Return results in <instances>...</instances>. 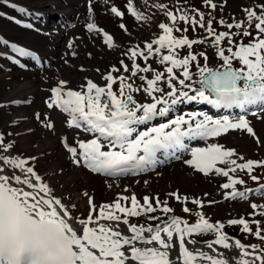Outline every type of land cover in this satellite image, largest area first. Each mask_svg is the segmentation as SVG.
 <instances>
[{"label": "snow or ice", "instance_id": "snow-or-ice-1", "mask_svg": "<svg viewBox=\"0 0 264 264\" xmlns=\"http://www.w3.org/2000/svg\"><path fill=\"white\" fill-rule=\"evenodd\" d=\"M104 2L108 4L110 0ZM204 3L213 10L218 7L214 0H204ZM221 3H226V0H221ZM155 6L167 9L165 4ZM93 11L90 0L88 12ZM109 11L121 20L125 16V11L115 5ZM126 11L136 20L148 19L133 7L132 0H126ZM177 11L179 15L166 10L170 23L159 24L164 34L157 40L146 43L144 48L137 45L128 50L131 54L129 58L134 61L132 69L121 61L123 71L130 72V77H137L138 73L155 72L152 78L138 76L141 82H146V86L142 83L141 86L134 87L133 83L127 82L130 77L113 76L109 72L104 76V86L88 80L86 85L81 86L84 90H64L67 81L62 80L57 87L52 88L51 91L57 99L49 102L48 107H59L69 115L70 127L84 128L92 135L87 141L77 142L80 151L77 147L68 145L65 138L67 151L72 154L74 163L78 166L83 164L91 171L106 176L139 173L163 163L158 158L160 153L178 152L188 148L186 141L219 137L229 130H245L256 137L259 143V137L243 115L236 119L228 115L216 118L206 112L191 111L175 115L159 124L152 123L157 118L168 117L177 105L186 102H206L218 109L235 107L241 110L258 105L264 110V2L256 8H243L246 20L234 19L232 23H226L221 18L218 21L229 30H243L245 25L248 29L254 27L255 36L249 30L217 33L213 28V20L216 18L211 13L205 25V14L199 9L192 10L199 15V19L196 15L190 16L183 9ZM177 20L190 24L193 31L197 26L205 29L207 37L177 38L173 35L174 31L188 30L177 27ZM86 27L90 32H102L105 43L109 47L114 46L113 36L104 32L95 22L87 23ZM120 27L127 31L125 24L121 23ZM237 35L252 39L247 43L243 40L234 43L233 37ZM205 39H210L212 46L218 49L216 55L222 60L219 68L208 66L211 57L207 52H189L183 58L177 57V48L183 49L187 46L191 49L194 45L204 43ZM226 39L230 46L225 50L221 45ZM154 44L158 47L154 48ZM11 47L21 56L37 58L26 48L15 44ZM165 49L168 54H162ZM226 51L231 55H226ZM158 54L160 63L166 65L160 71L147 64L150 56ZM137 57L142 58L144 66L135 63ZM201 59L205 61L203 66L200 65ZM234 61L241 66L235 67ZM193 66L197 72L192 71ZM175 69H180V73L177 74ZM112 71L118 73L120 69L113 68ZM197 75L198 79H194ZM117 81L119 87L114 91L113 85ZM140 91L151 97V102L137 101L134 94ZM36 118H41L39 113ZM45 127L53 128L54 125L46 123ZM13 150L14 144L7 142L4 134L0 133V152L6 153L0 154V264H264V229L259 228L260 221L253 220L257 225L255 231L244 218H233L227 222L230 226H242L243 232L261 241L260 245H246L224 232L223 222L212 223L203 213L199 214V220L195 224H189L176 215L169 216L174 209L159 197L145 196L143 204L135 195L121 197L110 204L100 205L99 213L94 218L93 213L97 206L87 192L83 195L88 198L89 215L80 218L73 214L76 205L69 206L62 198L55 196L54 189L38 174L31 163L36 157L13 156ZM235 155L234 149L211 143L205 147L191 148L192 158L186 163L205 175L215 172L229 177L230 182L221 185L225 190L231 189L225 193L228 198L247 200L248 195L254 191L264 194V185L258 190H237L236 185L244 184L245 181L229 175L237 168L252 173L254 168L264 167V161L247 160L237 163V159L232 158ZM239 159L243 160V157ZM218 164L231 167L225 169L218 167ZM251 179L259 182L260 177L252 175ZM169 195L177 200L188 199L178 193ZM121 200L124 201L123 204ZM193 203L203 206L199 200H194ZM156 207H160L167 219L148 216L149 220H158L159 223H130L129 217L138 218L153 213ZM251 207L254 210L251 216H264V211H256L264 208V205L252 203ZM182 210L186 213L191 211L188 207H183ZM103 221L112 223L106 224ZM121 223L127 226L130 234L119 230ZM196 235H212L214 238L205 243L216 255L200 249L191 250L188 244H196L197 240L187 238ZM174 238L178 240V254L172 259L170 250L176 247ZM219 249L233 251L234 262Z\"/></svg>", "mask_w": 264, "mask_h": 264}, {"label": "bare ground", "instance_id": "bare-ground-1", "mask_svg": "<svg viewBox=\"0 0 264 264\" xmlns=\"http://www.w3.org/2000/svg\"><path fill=\"white\" fill-rule=\"evenodd\" d=\"M81 1L82 0H0V20L4 21L7 25H0V61L4 62V64L0 65V133L4 134L7 142L14 144V150L12 151L13 156L22 155L23 157H36V160L31 163L38 174H40L54 189L55 196L62 198L69 206L75 205L77 200L89 205L87 204L88 198L83 195L84 192L78 194L79 191H77L76 187L74 190L71 189L66 192V189H62L63 193L62 191L59 192L60 190L58 191L56 188L58 180L51 178L49 174L51 172H47L43 168L45 166L44 164L48 163V160H53V158L57 159L55 152L58 148V144L50 138L43 137L40 134L41 129L48 121H44L43 119L41 121V118L38 120L34 111L44 109L42 106L44 104L46 105L47 96L53 99L54 102L56 101L57 97L51 90L57 87L62 80L67 81L64 90H84L81 86L86 85L88 80H92L94 83L104 86V76L109 72H111L113 76L123 75L125 77H130L127 72L123 71L121 61L127 65L131 64L128 65V67L132 69L134 61L129 58L131 54L128 50L130 48H135L137 45L144 48L146 43L152 42L151 40H136L138 37L134 36L135 33L137 34L135 27L138 25L135 23L136 19L130 12L126 11V0H110L109 3L111 6L115 5L122 11H125V16L122 20L117 18L110 11H105L103 8L105 5L104 0H91L94 9L92 13L88 12L90 1L82 2V5ZM132 2L133 7L138 11L141 12V10H143L144 5H142L141 2L138 0H132ZM12 5H15V7ZM22 9L25 11H22ZM47 18H55L58 23L52 27L49 25V22L43 26L37 24L41 19ZM89 22H95L104 32L113 36V41L119 40V42L122 43L120 49L118 48V50H115L117 53L114 54L113 48V50L109 51L103 47L105 37L102 32L88 31L86 25ZM121 23L126 25L127 31H124L120 27ZM28 25L32 27H28ZM63 25H66V28L72 26V30L67 31ZM81 27L82 29H80ZM24 32H28L29 35L26 36ZM93 33H95V35ZM5 41L7 43H5ZM13 44L26 48L34 54L38 53L37 58L43 61V66L46 65L48 68L52 69L50 72H47L48 78L43 77L44 75L42 76V72H40L38 66L30 63V56H21L14 52L11 47ZM127 45H130V47ZM7 52H9V54ZM11 53L19 56V63L11 58ZM74 58H77V60ZM150 59L154 60L153 57ZM150 59L147 63L151 66L152 62ZM108 62L111 63L109 65H104ZM135 63H140L141 66H144V62L140 57L136 58ZM73 66L77 67L76 70L78 72H88V74L85 75L86 77H82V75L79 76L77 72L71 73V70L66 68ZM113 68L120 69V72L117 73L112 71ZM48 83H50L52 87L49 88ZM117 83H119V81H117ZM46 90L48 91L44 100L41 96L44 95L43 92ZM190 104L200 109H207L209 112H204L214 117L218 116L222 110L206 102H186L177 105L168 117L157 118V124L165 122L167 118L170 119L174 115H178L180 112L178 109ZM259 108L261 107L258 105L248 107L250 110ZM232 109L239 108L234 107ZM226 110L230 111L231 109ZM199 111L203 112L202 110ZM9 112L18 113L21 116L19 117L18 115V117L15 118V116L12 115L13 117H9ZM40 113L42 112H39V114ZM263 115L264 113L258 112L255 117ZM65 117L70 119L67 113ZM54 120L52 121L55 123ZM153 123H155V121ZM80 130L81 132L75 131L81 134V139L77 140L78 138H76V136L73 137L70 134H64L61 136L59 147L64 151L65 138L69 145H76L78 141H87L92 138V135L85 131L84 128H80ZM192 142L193 141H186L188 148L183 149V154H186L188 151L191 152L189 143L191 144ZM0 154L6 153L0 152ZM189 157L186 158L183 163L188 164L186 161L192 158L191 155ZM70 161L72 162L73 168L77 171L69 170V165L67 166L66 164L68 162L63 159H58L54 164V168L50 171H52V173H54L55 170L64 172L66 175H62V179L65 180V185L75 184L79 181V186L91 197H95V193L97 195V192H95L97 189H104V187H102L103 182H96L97 178L95 179V177H99L101 180H106V178H104L105 176H103L104 174L90 171L84 167L83 164L78 166L74 163V157L70 159ZM157 166H159V164L155 167ZM155 167H150L148 170L141 172L146 174ZM99 183L102 185L98 186ZM69 195H73L75 202H69ZM94 197L93 201L95 199ZM73 214H76L75 209L73 210ZM189 238L192 239V237ZM174 240L176 239L174 238ZM196 244L201 246L205 244V242L197 240Z\"/></svg>", "mask_w": 264, "mask_h": 264}, {"label": "rangeland", "instance_id": "rangeland-1", "mask_svg": "<svg viewBox=\"0 0 264 264\" xmlns=\"http://www.w3.org/2000/svg\"><path fill=\"white\" fill-rule=\"evenodd\" d=\"M138 1L141 2L142 5H144V7L142 6L143 10H141V13L147 16L148 19L142 21L135 20V23L138 26L135 27L137 34L135 33L134 36L138 37V39L136 40L139 39L142 41L151 40L152 42L157 40L161 35L164 34L163 30L159 28V24L170 23V21L166 17V10H171L173 12H176L177 15H179L180 13L177 11L178 9H183L184 11L188 12L190 16L196 15L197 19H199V15L193 12L192 10L199 9L201 12L205 14V25H207V21L208 19H210L209 13H211V16L216 18L213 20V28L216 30L217 33L222 31H231L233 33H239L243 30H249L252 31L253 36H255L256 30L254 29V27L248 29L247 25H245V29L243 30L235 29V28L229 30L225 26L220 25L218 21L221 18H223L226 23H232L234 19L246 20V14L244 13L243 8L245 7L256 8L258 4L264 2V0H226V3H221V0H214V2L217 3L218 7L216 10H213L211 9L210 6L205 5L204 0H138ZM159 4L167 5V9H162L155 6ZM110 7L111 5L109 3L103 6L105 11H109ZM54 20L55 19H53L52 24H57V22ZM3 22L4 21L0 20V25L2 24L6 25V23ZM176 26L179 27L180 29H184V28L188 29L187 32L174 31L173 35L176 36L177 38L182 36H187L189 39H198V38L203 39L207 37V33L205 29H201L198 26L196 27L195 31H193V28L190 24H185L183 21H179V20H177ZM80 29H82V27ZM24 33L26 36L29 35L28 32H24ZM93 34L95 35V33ZM251 39L252 37H242L237 35L233 37V42L237 43L243 40L244 43H247ZM113 43L114 46L112 47H109L105 43L103 44V47L109 51L114 49L113 51L115 54L117 53L115 52V50H118V48L120 49L122 43L119 42V40L113 41ZM130 45L127 46L130 47ZM221 46L224 47L226 50L230 46L229 41L226 39L225 41L222 42ZM156 47H158V45L154 44V48ZM234 50L236 49L234 48ZM217 51L218 49L212 46V41L210 39H205L204 43L194 45L191 49H189L187 46H185L183 49L177 48L176 54L178 58H183V56H185L189 52H193V53L207 52L209 57H211V60L208 62V66L216 69L219 68L220 65L222 64V60L219 58L218 55H216ZM162 54H168L167 50L166 49L162 50ZM226 55H231V54L226 51ZM150 58L151 57H149V59ZM153 58L154 60L150 59L152 62L151 63L152 69L160 71L166 68V65L160 63L159 54L154 55ZM75 60H77V58ZM30 61H32V63L35 64L34 59ZM110 63L111 62H108L104 65H109ZM204 63L205 61L201 59L200 65L203 66ZM2 64H4L3 61H0V65ZM234 66L240 67L241 65L238 62L234 61ZM66 68L71 70V73L77 72L78 75L79 76L82 75V77H86L85 75L88 74V72L86 71L78 72L76 70L77 67L75 66L66 67ZM129 69H131V67ZM50 70L52 69L45 66L40 69V72H42V76L44 75L43 77L48 78L47 72L48 71L50 72ZM175 71L177 72V74H179L181 70L175 69ZM192 71L197 72L196 67L193 66ZM127 73L128 76H130V72ZM139 75H145L148 78H152L154 77L155 72L138 73V76ZM138 76L131 77V80L129 79L127 82L133 83L134 87L141 86L142 83L143 86H146V82H141L138 79ZM194 79H198V75L194 77ZM103 84L105 85L106 81H104ZM48 87L50 88L52 87V85L48 83ZM118 87H119V83H116L115 85H113V90L114 91L118 90ZM167 90L168 89L165 86V91ZM47 91L48 90L44 91L43 92L44 95L41 96V98H43L44 100ZM134 96L135 99L141 103L151 102V97H149L143 91L135 93ZM46 98H47L46 105L44 104L42 106L44 107V109L34 111V114L36 115L37 113L42 112L40 113L41 121L43 119L44 121L47 120L48 123H53L54 125L53 128H47L44 126L41 129L40 134L43 137L50 138L52 141H55L58 144V148L56 149L55 152V155H57V159L53 158V160H48L47 162L49 164L44 162L46 164H44L45 166L43 168L47 172H51L49 173L51 178L58 180L56 188L58 191L60 190L59 192L62 191L63 193V190L65 189L66 192L70 191L71 189L74 190V188L76 187L77 191H79L78 194H82L83 192H85V190H83L81 186H79V181L75 184L65 185V180L62 179V177L66 175L64 172L60 170H55L54 173H52V171H50L52 168H54V164L55 162L58 161V159H63L66 162H68L66 164L67 166L69 165L68 166L69 170L77 171L75 168H73L71 164L72 162L68 158V155L64 153L62 148L59 147V143L62 134H70L73 137L76 136V138H78L77 140L81 139V134H78L77 131L71 130L69 128V124L67 121L68 118L65 117V115L63 116L61 113H58L61 111L60 109H57L56 107H52V108L48 107V103L53 101L50 97L48 98V96ZM181 113L184 112L182 111L180 112V114ZM12 115L15 116V118L18 117V115L19 117L21 116L18 113L16 114L15 112H9V117H13ZM224 115H228L229 117H231L230 114H222L220 117ZM241 115L249 116L248 113H234L233 116L236 117ZM51 119L54 120L55 123ZM251 120L252 121L249 120L250 125L253 127L255 133L257 134V137H259V143L257 142L256 137H253L245 130L237 129V130H229L227 133H224L219 137H210L207 140H200L197 143L193 144L192 148L205 147L207 144L218 143L223 145L227 149L235 150L236 155L232 158L237 159V163H243L246 162L247 160L264 161V115L254 117V119ZM76 144L78 145V143ZM190 155L191 152H189V154L185 156V158L180 162L174 161L168 164L161 165L158 169H156L155 171H151L148 174H142V176L137 175L138 178H130V176H126L125 178L119 177L116 179H112V178L107 179L106 178L107 176H105L104 178H106V180H101L99 177H95V179L97 178L96 182L98 181L103 182L102 187H104V189L103 190L97 189V191H95L97 192V195L95 193V197L93 196L95 198L93 203L97 206L96 212L93 213V217L95 218L98 215L100 205L110 204L121 197H131L132 195H135L141 204H143V197L145 196H148L149 198L159 197L161 201H166L168 206L174 209V212L170 214L179 216L184 220L186 219V221H188L189 224H195L199 220V214L203 213L204 217L209 219V221L212 223H216L217 221L223 222L225 224V229L223 231L226 232L230 237L232 238L237 237L240 240H242V242L246 245H251V244L260 245L261 241L258 238L248 233H245L241 230L242 226L240 225L230 226L228 225L227 222L233 218L235 219L244 218L249 222V227L252 228L253 231H255L257 225L253 223V220H257L260 221L259 228L264 229V216L255 215L253 217L250 215L251 213L254 212L253 208L251 207L252 203H256L257 205H264V194H261V192L258 191H254L253 193H250L248 195L247 200H243L240 198L228 199V197L225 196V193L230 192L231 189L225 190L221 187V185L224 184L225 182H230L229 177H225L215 172L205 175L204 173H201L196 169H194V167L190 166L189 164L183 163L184 160H186V158H188ZM241 156L243 157V160L239 159V157ZM217 166L225 169L231 167V165H226V164H218ZM229 175L230 177L243 179L245 181L244 184L236 185V189L239 191H246L247 189L258 190L260 189L261 185H264V167L254 168L252 173H248L247 170H241L237 168V170L234 173L230 172ZM252 175L259 176L260 177L259 182L253 181L251 179ZM101 185H102L101 183L98 184V186ZM170 193H178L181 197H188V199L187 201H184L183 199L177 200L176 197L169 195ZM194 200L201 201L203 206L201 207V204L193 203ZM209 201H215V203L210 204ZM69 202L71 203L75 202L73 195H69ZM121 203L123 204L124 201L121 200ZM153 204L155 206L154 200H153ZM75 205H76L75 215L77 217L85 218L89 215V205H86L79 200L75 202ZM128 206L130 207V202ZM183 207H188L191 211L187 213L183 212L182 210ZM256 211L257 212L264 211V208H258ZM148 216H158L161 217L162 219L166 217L165 214L161 212L160 207H156L155 212L149 213L147 215H141L138 218L129 217V221L130 223H145V224L150 223L153 225L159 223L158 220L157 221L149 220ZM103 222L106 224L112 223L109 221H103ZM76 227H79V225H76ZM119 230L124 234H130L127 230V226L123 225L122 223L120 224ZM262 235H264V232H262ZM192 238L205 242L208 240H212L214 237L212 235H207V236L196 235L193 236ZM187 239L190 240L189 238ZM173 242L176 244V247L170 250V257L172 259H175V257L178 254V241L176 240ZM188 247L191 250L200 249L211 255H216V253L212 252V250L207 248L206 243L202 244L201 246L197 244L189 243ZM219 250L223 251L225 253V256L234 262L235 254L233 251L223 250V249H219ZM204 264H207V262H204Z\"/></svg>", "mask_w": 264, "mask_h": 264}, {"label": "water", "instance_id": "water-1", "mask_svg": "<svg viewBox=\"0 0 264 264\" xmlns=\"http://www.w3.org/2000/svg\"><path fill=\"white\" fill-rule=\"evenodd\" d=\"M170 216H171V215H170ZM165 219H167V217H166Z\"/></svg>", "mask_w": 264, "mask_h": 264}]
</instances>
